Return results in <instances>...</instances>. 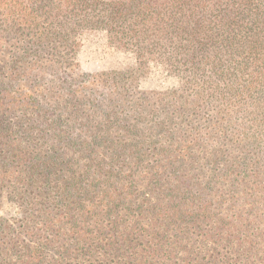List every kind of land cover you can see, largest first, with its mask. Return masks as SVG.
I'll return each instance as SVG.
<instances>
[{"label":"trees","instance_id":"1","mask_svg":"<svg viewBox=\"0 0 264 264\" xmlns=\"http://www.w3.org/2000/svg\"><path fill=\"white\" fill-rule=\"evenodd\" d=\"M18 2L37 8L30 22L6 28L27 40L19 44L23 55L12 61L7 80L29 79L33 72L42 79V72L56 84L44 94L37 80L18 94L0 84V200L12 203L22 218L20 225L0 220V264H8L17 249L34 254L25 255L23 264H67L83 257L94 264H253L254 256L264 261V247L255 248L264 239V188L254 175L264 162V0H0V7L11 11ZM90 31L129 54L134 71L79 74L75 39ZM43 56L55 59L44 67ZM151 65L183 79L182 107L217 102L214 107H229L241 129L254 130L237 174L242 197L250 200L247 213L214 217L208 200L241 193L205 198L211 182L200 187L190 173L180 174L168 190L173 200L137 206L129 219L115 213L121 200H134L122 191L126 186L143 192L146 178L148 188L151 181H164L162 173L139 168L141 162L128 165L146 142L137 117H150L146 99L132 94L135 75ZM43 99L52 102L44 105ZM121 104L129 107L124 116L116 110ZM16 111L22 117L15 122ZM176 164L171 163L178 169ZM119 179L121 184H113ZM247 179L257 184L250 195ZM78 200H107L114 209L109 214L122 220L109 216L106 227L92 226ZM202 226L205 234L199 236ZM37 235L38 246L25 243ZM206 242L214 246L212 254L200 257ZM221 244L242 250L236 256L241 262L216 251Z\"/></svg>","mask_w":264,"mask_h":264},{"label":"rangeland","instance_id":"2","mask_svg":"<svg viewBox=\"0 0 264 264\" xmlns=\"http://www.w3.org/2000/svg\"><path fill=\"white\" fill-rule=\"evenodd\" d=\"M1 8L2 6L0 7V67L4 68L2 69V76L4 77H2L0 84L6 83L4 87H8L13 92L17 90L18 94V92L26 93L29 83L37 80L36 86L44 94V90L52 89L55 86L51 85L56 84V82H51L49 76L44 75L45 73L41 72V75H43L42 79L40 75V77L35 75L38 73L33 72L29 73L30 75L34 74L32 78L28 76L29 79L19 75L11 84L7 80V75L11 72L10 67L13 64L12 61H15L19 56L23 55L20 43H26L27 40L22 38L20 33H11L6 28H10V26H22V24L30 22L29 14L37 6L31 9L26 3L18 2V5L13 4L11 11H2L3 9ZM75 40L77 49L74 60L78 64L79 74L96 75L101 73H116L126 70L134 71L136 68L133 58L129 54H124L110 47L105 35L101 32H85L77 35ZM41 59H44L43 65L46 67L50 64L46 60L55 58L52 56H43ZM135 76L137 77L136 82L138 83V87L134 90L132 89V94H134V97H143L146 99L150 117L146 115L137 117L138 119H142L138 123V129L142 132L143 139L146 142L140 145L137 161L128 163L129 169L135 163L141 162L138 166L139 168L143 165L141 168L147 169V172L151 175L162 173L164 181L158 185H155L156 183L151 181L150 187L148 188L147 182L149 178H146L143 192L142 187H137L136 185L126 186L122 191L125 193L128 192L129 198L134 200H121L115 213L129 219L132 217H129L127 214L134 215V209L137 206L143 204L145 206L149 204L150 206H157L160 200H173L168 190L176 183L177 179H180V174L185 173H190V176H193L192 182L200 187H205L206 183L211 182L210 186L207 187L205 198L210 199L214 194H219L224 197L236 193L240 194L241 188L238 184L242 183V177L237 174L242 168L241 163L244 161V158L251 151V148L247 146V137L254 130L241 129V123L233 121V118L229 116V107L223 108L218 106V104L214 107V104L217 102L210 103L206 106L202 105L201 107L195 105L182 107L180 105V88H182L183 79L173 76L161 66L151 65L145 74L139 77L138 73H136ZM77 78V76H74L75 80L80 81V78ZM74 89L76 90L77 87L75 86ZM17 96L20 97L19 95ZM41 101L45 102L44 105H46L51 100L43 99ZM116 110H120V113L124 116V114L128 113L129 107L121 104ZM86 113H88V110H86ZM91 116L95 120L92 114ZM132 116L134 119L136 118L135 115ZM21 117L22 115L16 111L11 117V120L15 122L20 121ZM133 122L131 119V122L127 121L126 123L132 124ZM186 159H189V161L185 162ZM82 162L85 163L86 160ZM176 162H180L178 169L171 165V163L177 165ZM259 164V171L254 173L257 178L255 181L261 183V186L264 188V162ZM125 174L128 176L127 173ZM122 176L125 179V175ZM124 179L116 180L113 184H121ZM252 181L247 179L245 182L246 187L250 189L246 191L248 195L257 186ZM231 184L234 187H231ZM164 190L167 196L163 199ZM238 196L243 200H240ZM197 201L203 202L205 200ZM208 201L210 210L216 218L233 219L234 216H239L238 213H247L248 209H251L250 200H245L242 197V193L232 199L225 198L224 200ZM219 201H222V203L218 204ZM72 202L73 200H61L60 203L68 205ZM78 202L84 206V213L87 214L85 219H89L92 226L97 224V226L101 225V227H106L107 223H110L107 220L109 216H114L116 220H122L115 215L109 214L114 209L112 206L107 205V200H78ZM257 215L261 216L263 213H257ZM59 216L60 218H68V216L60 213ZM76 216L79 218L78 214ZM1 219L7 220L11 224L14 222L16 225H20L22 222L19 210L6 200H0ZM127 219L123 221L129 223ZM204 229L202 226L197 231V234L203 236L205 234ZM16 231L19 230L17 229ZM189 237L196 239L193 235ZM37 238L38 235L29 238V241L25 238V243L34 248V246H38ZM259 242L260 245L255 248L260 246L264 247V239L259 240ZM227 245L221 244V247H218L216 251L225 255L227 258L241 262L242 257L237 259L236 256L240 255L242 250H238L234 246L231 248ZM205 246L206 248L201 250V252H197L200 257H204L206 253L208 256L212 254L208 250L214 248V246L210 242H206ZM233 251L235 253H232ZM31 253L28 251L24 254L22 250L19 252V249H17L9 258L10 261L7 262L8 264H23L22 261L26 259L25 255L28 256ZM51 254L55 255L54 252H51ZM254 257L251 258V260L255 261L253 264H264L262 258L254 259ZM67 264L94 263L88 257H83L82 260L67 261ZM232 264H235V262Z\"/></svg>","mask_w":264,"mask_h":264}]
</instances>
